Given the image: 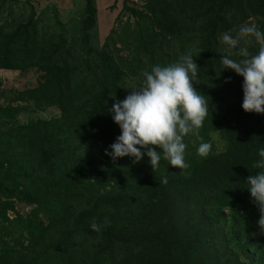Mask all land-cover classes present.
<instances>
[{"label": "trees", "instance_id": "trees-1", "mask_svg": "<svg viewBox=\"0 0 264 264\" xmlns=\"http://www.w3.org/2000/svg\"><path fill=\"white\" fill-rule=\"evenodd\" d=\"M20 3L29 12H17ZM123 6L126 21L119 15L98 47L96 0H84L70 28L43 26L32 1L0 0V70L38 73L13 97L0 76V264H264L260 214L245 184L259 171L264 115L242 109L243 77L219 61L222 33L235 36L250 18L264 31V0ZM189 53L199 66L194 87L213 106L200 130L210 155L198 156L201 141L190 135L183 171L162 159L154 172L146 155L114 162L105 154L120 135L107 111L113 99L152 66ZM47 109L59 116L19 121ZM18 204L31 209L23 215Z\"/></svg>", "mask_w": 264, "mask_h": 264}, {"label": "clouds", "instance_id": "clouds-1", "mask_svg": "<svg viewBox=\"0 0 264 264\" xmlns=\"http://www.w3.org/2000/svg\"><path fill=\"white\" fill-rule=\"evenodd\" d=\"M220 39L227 49V55L219 60L224 70L243 77L242 109L246 113L264 115V31L250 18L235 36L224 32ZM251 45L258 46L255 54L249 50ZM193 57L189 53L171 64L152 66L150 71L142 73L143 80L134 85L123 100L113 99L107 111L118 125L120 135L110 145L111 152L106 150L105 154L114 162L117 158L133 157V163H139L146 155L154 172L162 159L183 171L189 167L185 137L190 135L201 141L197 155L202 158L210 155L212 145L203 141L200 130L210 111L212 114L213 106L209 107L205 95L194 87L199 66ZM258 155L261 159L253 167L259 171L249 175L245 184L251 203L259 211L257 223L264 234V147L259 149ZM167 182V177L161 179V183ZM91 228L101 231V226L95 222Z\"/></svg>", "mask_w": 264, "mask_h": 264}, {"label": "rangeland", "instance_id": "rangeland-1", "mask_svg": "<svg viewBox=\"0 0 264 264\" xmlns=\"http://www.w3.org/2000/svg\"><path fill=\"white\" fill-rule=\"evenodd\" d=\"M25 1V0H23ZM36 10L38 16L42 18V25L48 26L51 24L58 27L67 25L68 28L74 25V23L81 18L84 14V0H29ZM98 9V25L96 36L93 38L92 44L98 47H102L107 40L111 30L118 26L116 23L117 17L121 15L122 20L126 21L127 14L123 9V0H96ZM144 0H131V4L141 7ZM16 11L23 12L28 10L29 5L24 3L16 4ZM27 12V13H28ZM26 13V14H27ZM121 45H118L120 48ZM124 54V52H121ZM0 76L4 80V90L6 93L13 97V92L21 91L28 87L35 86L37 84L38 73L30 72L26 75H22L15 71L0 70ZM59 116V112L55 109H47L37 113H24L19 117L21 123L27 122L30 118H44L50 119ZM214 140L218 146H223V142L214 137ZM17 209L26 215L31 207L23 204H18Z\"/></svg>", "mask_w": 264, "mask_h": 264}]
</instances>
